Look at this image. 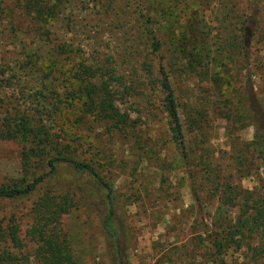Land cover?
Segmentation results:
<instances>
[{"label": "rangeland", "instance_id": "rangeland-1", "mask_svg": "<svg viewBox=\"0 0 264 264\" xmlns=\"http://www.w3.org/2000/svg\"><path fill=\"white\" fill-rule=\"evenodd\" d=\"M183 45L198 52L192 63L176 51ZM97 58L121 76L117 107L129 129L109 130L70 108L72 69ZM169 96L182 150L165 110ZM19 117L42 124L112 185L125 264H210L196 243L211 231L216 180L264 200V0H0V128ZM21 152L17 138L0 139V185L24 179ZM46 191L72 205L60 230L78 263L117 264L102 228L105 191L68 165H56L31 194L0 202V215L23 237ZM238 253L229 249L225 264L246 262Z\"/></svg>", "mask_w": 264, "mask_h": 264}, {"label": "trees", "instance_id": "trees-1", "mask_svg": "<svg viewBox=\"0 0 264 264\" xmlns=\"http://www.w3.org/2000/svg\"><path fill=\"white\" fill-rule=\"evenodd\" d=\"M145 35L147 36V32ZM150 46L152 51L157 50L155 44L151 43ZM194 49L195 47H191L190 50H186L183 45L176 51L182 56H187L189 63H192L193 58L198 57V52ZM97 60L78 64L72 69L69 77L72 87L70 92L73 94L69 103L70 108L80 114L81 119L90 117L92 121H101L109 130L129 129L132 122L129 121L128 115L121 113L117 107L114 83L121 76L115 75L113 67L105 68L101 60L99 58ZM142 66L146 73L151 71L149 62H142ZM157 82L162 92L170 95L165 79H158ZM246 87L252 97L249 81ZM165 110L172 125L174 145L181 149L183 143L179 118L171 96L166 101ZM245 111L252 116L249 109L245 108ZM188 120L192 126L196 122L194 117ZM15 138L22 144L20 163L24 179L19 183H12L11 186L0 185V202L31 194L55 171L56 165H68L77 173L93 178L105 191L108 212L102 221V228L111 240L109 245L115 251L116 263L125 264L126 261L120 254L118 234L112 229L114 216L112 185L102 181L91 166L73 158L72 151L64 145H59L52 133L42 124H29L24 117H19L12 124L10 122L3 124L0 128V139ZM188 152L190 149L182 153L183 158ZM41 167L46 171H39ZM218 182L216 180L215 187L209 189V198L216 203L211 231L206 234L205 239L202 235H197L196 244L203 245L204 249L199 257L208 259L207 262L210 264H225L223 258L226 252L233 248V251H239L238 256L246 260L239 264H256L264 255V200L252 199L255 194L252 191L240 190L227 182ZM194 200L197 201L195 196ZM71 208L67 195H54L48 191L42 193L30 209L31 225L23 237L12 217L5 218L0 215V264H79L78 259L69 250L65 234L60 230V217ZM204 232L205 230L202 234H205ZM254 238L257 239V243L251 245ZM26 244L31 245L32 249L25 250Z\"/></svg>", "mask_w": 264, "mask_h": 264}]
</instances>
